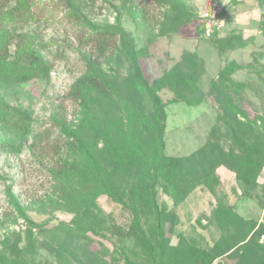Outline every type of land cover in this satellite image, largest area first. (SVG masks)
<instances>
[{"label":"rangeland","instance_id":"rangeland-1","mask_svg":"<svg viewBox=\"0 0 264 264\" xmlns=\"http://www.w3.org/2000/svg\"><path fill=\"white\" fill-rule=\"evenodd\" d=\"M35 4V10L42 8L41 21H46L29 28L39 33L41 42L50 50L43 54L53 68L46 79L10 88L15 91L10 103L30 112L32 120L38 122L34 123L37 129L26 133L13 118L8 122L16 125H0V138L12 144L0 152V220L4 222L0 224V239L7 234L9 244L15 241L16 231L24 228V222H13L14 207L7 190L19 198L37 222L49 219L50 226L72 217L46 202L52 183L43 165L46 159L39 155L35 159L29 146L34 134L46 128L49 140L59 139L58 129L47 121L53 107L62 104L68 118L73 117L74 105L66 93L84 69L77 46L80 29L63 15L59 1L35 0ZM89 4L83 11L93 22L112 23L120 15L122 27L136 48L144 49L140 64L149 82L176 65H181L184 73L195 70L198 74L195 94L201 99L196 104L176 100L174 91L167 87L158 91L165 103L166 155L185 157L198 150L218 115H235L246 131L253 126L255 135L264 143V1L126 0L123 4L122 0H94ZM215 12L222 24L213 26L212 36L205 37L209 18L206 14ZM116 60L110 64L112 72L124 79L126 64ZM184 88L190 93V85L184 84ZM217 124V133H222L219 142L230 149L233 138L229 129L222 121ZM262 166L251 182L237 178L233 170L221 165L216 169L217 182L200 183L197 173L185 175V171L181 172L185 175L180 181L181 191L169 194L161 188L157 190L165 264H263ZM96 202L109 228L100 231L105 237L90 233L87 241L99 251L79 255L81 264H126L120 247L131 260L152 264L141 242H135L137 229L132 226V214L126 205L105 194ZM139 222L145 237L155 245L153 213L152 217L141 214ZM36 264H56L55 257L40 247Z\"/></svg>","mask_w":264,"mask_h":264},{"label":"trees","instance_id":"trees-1","mask_svg":"<svg viewBox=\"0 0 264 264\" xmlns=\"http://www.w3.org/2000/svg\"><path fill=\"white\" fill-rule=\"evenodd\" d=\"M57 1L63 4V15L80 29L77 46L84 69L66 93L74 105L73 117L68 118L62 104L53 107L48 116L50 125L58 129L59 139L49 140L46 128L34 134L29 149L35 159L38 155L46 159L43 165L52 182L46 202L72 217L50 226L49 219L37 222L19 198L7 190L14 207L12 220L22 219L24 228L16 231L12 244L8 243L7 234L0 239V264H36L40 247L54 255L56 264H81L79 255L99 251L87 241L90 233L105 237L100 231L109 228L96 202L103 194L130 210L132 226L137 229L135 242H141L148 260L165 264L157 190L178 193L184 176L195 173L200 183L217 182L216 169L221 165L233 170L237 178L251 182L264 164V143L255 135L253 126L246 131L235 115H218L198 150L185 157L166 155L165 103L158 91L167 87L174 91L176 100L198 103L201 97L197 99L195 94L196 71L184 73L181 65H176L149 82L140 64L144 49L136 48L122 27L120 15L112 23L99 24L83 11L94 0ZM34 6L35 0H0V125H16L8 122L13 118L26 133L37 129L36 120L21 105L10 103V95L15 92L10 88L46 79L53 68L43 54L50 50L41 42L39 33L29 28L33 23L42 25L46 21H41L42 8L35 10ZM112 59L125 62L126 78L112 72ZM225 79L222 83L226 86ZM184 84L190 85V93L184 92ZM218 121L232 135L228 151L219 142L222 133H217ZM8 144L12 145L0 138V152ZM152 213L155 245L145 237L139 222L141 214L152 217ZM120 248L126 264H141Z\"/></svg>","mask_w":264,"mask_h":264},{"label":"built area","instance_id":"built-area-1","mask_svg":"<svg viewBox=\"0 0 264 264\" xmlns=\"http://www.w3.org/2000/svg\"><path fill=\"white\" fill-rule=\"evenodd\" d=\"M208 18V25L207 27L204 29V35L205 37H210L212 35V28L213 26H220L222 24L221 18L219 16L216 15V12L214 14H212L211 16H209V14H206ZM262 169L264 170V164L262 166Z\"/></svg>","mask_w":264,"mask_h":264}]
</instances>
